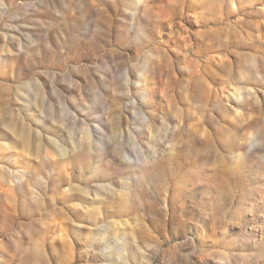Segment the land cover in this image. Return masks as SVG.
Segmentation results:
<instances>
[{
	"label": "rangeland",
	"instance_id": "374dc122",
	"mask_svg": "<svg viewBox=\"0 0 264 264\" xmlns=\"http://www.w3.org/2000/svg\"><path fill=\"white\" fill-rule=\"evenodd\" d=\"M0 264H264V0H0Z\"/></svg>",
	"mask_w": 264,
	"mask_h": 264
},
{
	"label": "bare ground",
	"instance_id": "6f19581e",
	"mask_svg": "<svg viewBox=\"0 0 264 264\" xmlns=\"http://www.w3.org/2000/svg\"><path fill=\"white\" fill-rule=\"evenodd\" d=\"M129 160L133 161V159H132V157H131V156H129Z\"/></svg>",
	"mask_w": 264,
	"mask_h": 264
}]
</instances>
